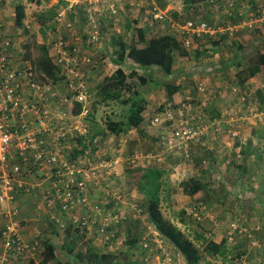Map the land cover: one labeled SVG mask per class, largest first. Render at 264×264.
<instances>
[{
  "label": "rangeland",
  "instance_id": "rangeland-1",
  "mask_svg": "<svg viewBox=\"0 0 264 264\" xmlns=\"http://www.w3.org/2000/svg\"><path fill=\"white\" fill-rule=\"evenodd\" d=\"M23 2L26 6L25 8V12H26V17L24 20V25H25V29H23L21 26L17 25L16 20H15V5L18 2ZM69 4L74 2L75 6L78 5L76 4L79 0H69ZM82 3L81 4H88L89 6H91L92 8H96L98 11L97 13L94 14H99L100 17L99 21L100 24L103 25V30H106V33H110V40L111 41H106L107 40V36L105 35V32H101L102 33V39L97 42L96 44H86L83 42V44L79 45V47H82L84 52H88L89 50H92L93 55H91L93 57L94 60H96L97 62V68L95 69H91L90 72H88V67L89 65L83 67L82 69L87 71V74L90 73V75H92V77H90V79L88 80V82H90L89 86H92L93 92L92 97H91V102L94 100V104H93V110L94 113L92 114V116L90 117L89 120V125L90 128H92V131L90 134H88L86 137V142L89 143L90 141V137L95 138L96 140L93 142H90L89 146L84 149V147L82 146V149L84 150V152L80 151V149L78 148V139L74 138L73 140H71L73 142V147H69V143L68 142H64L62 144L63 145H67L65 150H64V155L66 156L67 159L71 160V157H73V155L78 156V161L77 162H81L84 161L86 164L89 162H94L97 158H98V154L102 155L104 154L103 158L106 159H112V158H116L117 162L119 161V167L122 169H126L125 172H121V173H115L114 178H112V180H114L115 183L118 184V187L121 188H125L122 190V192H127L130 190V187L132 186V183L134 180H132V178H130V175L127 171V169L132 168L131 164L129 161H131L134 156L136 155L134 153L133 150V139L128 138L127 141L125 140V138L123 136H116L115 134H113L110 131H106V125H105V121L107 118L112 117V118H120L121 113H123V110L126 106H124V104L120 103L119 101H109V102H105V103H99V96L98 94H94V92L97 91L99 84L102 82L103 78L106 75H110L113 74L114 71L117 69L118 64H116L113 61V58H111L110 56H106L105 58L103 57V54H105V50H108V54L110 53H114V55L116 54L117 50H120L119 46L116 44V41L119 39V37H122L125 42L130 43L132 41V38H138L137 34L135 33V31L137 30V28H143V27H149V29L147 30V37L148 38H152L153 36H157V35H161V34H167V33H172L168 24L167 23H159V22H153L150 16V12L148 10V6L146 8H140L138 9V11L135 9L133 10H128V14L122 12V14L117 15V17H114L115 15L112 14L110 12V10L107 8L108 5L106 7H104L103 9H98L96 6H94V4H90L89 2H93L95 0H80ZM117 1H121V0H117ZM169 0H167L166 2H168ZM161 2H163V0H161ZM173 2V0H172ZM111 3V1L109 2V4ZM181 0H175V2H173L174 6L170 5L169 2L167 3L165 8H162L164 10V13L167 14L168 18H174L176 20H180V21H184L185 19H196V18H203L204 20H206L207 22H211L212 24H218L219 28H222V26L224 27V21L221 15V8H218L217 5H213L211 7V5H209L208 3H204L201 7H197L196 9L191 8V9H185L183 4L181 5ZM68 4V6H69ZM78 5V6H79ZM67 6V7H68ZM141 6V5H139ZM52 7L54 8V12L55 15L52 17L50 13ZM64 4H59L58 5V1L57 0H39V2H33L30 0H9L6 3L2 4V8H1V14L4 17L5 22L7 23V25L11 28V31L9 32L10 35L13 37V42H15V53H14V63H21L25 68L31 67L33 69V71H37L36 70V58L40 55L41 51L39 46L41 44H48L50 46L49 50H50V54L53 51L54 47L53 44L60 39L61 35H65L67 33H71L74 34L73 36L70 35V38L67 39L68 44L71 43H75V37L77 36V34L79 32H82V34H86L87 32L85 31V29L88 27L85 25L86 22H82L81 18L84 15V11L80 8L76 9V17L75 18H71L69 15L67 17V10L65 8ZM94 9L92 10L93 12ZM218 10H220L218 12ZM5 11H8V15L3 14ZM101 11V12H100ZM58 12V16L59 18H55L56 17V13ZM65 12V14H64ZM100 12V13H99ZM176 16H175V13ZM211 12L213 13V15L211 14ZM217 12V13H216ZM48 14L49 19H46L47 21L44 23L41 21L40 16L41 14ZM111 14V15H110ZM137 14V15H136ZM51 17V18H50ZM69 17H70V22L72 23V27L71 30H76V33H72L68 26H67V21H69ZM57 20V21H56ZM125 20H128L130 22V26H133V31L132 33H130V29L129 26L125 27ZM216 21H220V23H217ZM53 23L55 24V29L52 30L51 29V25H53ZM81 23V24H80ZM88 24V23H87ZM85 25V26H84ZM256 25V24H255ZM254 25V26H255ZM105 26V27H104ZM102 27V26H101ZM120 28L121 31H117V28ZM132 28V27H131ZM222 30V29H220ZM224 30V29H223ZM69 31V32H68ZM79 31V32H78ZM226 32V31H225ZM251 34L248 35H243V38L245 39V41L248 40V43L251 42V44H256V33L254 31L250 32ZM218 34V35H217ZM214 34L213 36H207L212 37V39H216L220 36V33ZM217 35V36H216ZM182 35L179 34L177 35V37L179 38V40L182 38ZM241 37V32H238V38ZM212 39H196L195 37L192 38V40L190 41V45H184L183 40H182V44H183V48H185L184 50L188 52V55H183L181 54L179 51L175 53L176 55V61L174 64V73L171 75H168L165 71L160 72L159 68H153L152 70L150 69H144L146 72H151L150 76V80H149V86H146L144 90V96L145 98H150L149 100V107H148V102H147V108L146 109H150L151 111L154 112V108H156L158 105H156L155 107L152 108V105L150 104V101H152L155 98L162 99L161 96L163 95V87L164 84H166V82L168 83V80L172 81H176L179 84H183L182 90H180L181 92V97L180 100L183 99L184 101H186V96L187 95H191V96H197V92H198V88L195 85V81L197 80V78L201 77V74H209L212 75L211 78L208 80V89H212V86L215 85L216 82H218L219 80H222L221 75L224 78V73H226V71L230 74V77L233 78V69L229 70L227 69L228 66H225V68L227 70L220 71L219 69L222 68V62H228L226 59L228 58L231 59L232 55L235 53V49L238 47L236 45L232 44V40H229L230 38H225V40L222 41L221 44H223V47L219 53V55H216L218 53H215L213 56L212 54L208 55V56H199L198 54H196V51H198V49H200V46L202 44H207L210 45L211 44V40ZM15 40V41H14ZM137 40V39H136ZM54 42V43H52ZM255 42V43H254ZM104 46L103 48H101L100 46ZM250 47V46H249ZM252 47L250 48L251 51ZM233 52V54H232ZM236 54V53H235ZM29 56V57H27ZM117 56V55H115ZM116 58V57H115ZM25 61L24 64L20 61V60ZM215 59H217L218 61H215ZM17 60V63L16 61ZM18 66L20 64H17ZM103 66V67H102ZM122 67L124 68V70L129 73L132 69L135 68V66L132 64L131 61H125L122 65ZM23 68V69H25ZM103 68V69H102ZM137 68V67H136ZM215 68V69H214ZM142 69V68H141ZM223 70V69H221ZM38 74L40 75L41 73L39 71H37ZM143 72V71H142ZM165 76H167L168 78L165 79ZM208 76V77H209ZM217 76V80L215 81V77ZM42 75L39 76L37 74L34 73L33 75V79H35L37 82H42L43 84L41 85V89L39 90V92H34L33 90H31L29 93L32 94L31 97H36V100L38 101H43V99H47V103L50 105H54L56 107L60 106V105H72L73 102L71 100H64L63 103H61L59 97L61 95V99L64 98L63 97V90L60 86V83H55V87H53L51 90L46 91L49 87L53 86V83H44L43 81H45V79H41ZM215 81V82H214ZM229 78L226 79V82L228 84ZM171 82V81H169ZM181 82V83H180ZM175 83V82H173ZM231 83L234 85V91L232 93V95L234 94L235 96H229L227 97V99L229 101H226L225 106L223 109H221L222 107H220L219 102H218V107L214 105V103H211L213 101L212 98H207L205 101H197L199 103H194L193 100H190L189 102H192L195 105H198L199 107H202V111L204 112V109L206 111V108L208 107L209 111V117H210V121H213V114H217L219 113L220 109L222 110L223 116H227L230 118L229 122L232 123V126H227V124L225 123V125H221L219 130L222 128L227 129L228 127H231L230 129L235 131L237 134H239V130L245 129V128H249L250 125L247 123L249 121V118H247L245 116V108L246 105H244V102L249 101L250 104H255L257 107L259 106V109L261 110V108H263V113H264V105H261V103L258 105V102H260V100L258 98H256L257 96L255 95V90L257 88V84L253 83L251 88H247L246 90L244 89L245 85H243L242 83H240V81H238L239 85H237L234 81V79H232ZM243 86V87H241ZM225 88H223L224 90ZM128 90L125 91V96L128 95ZM158 93H156V92ZM28 93V94H29ZM152 95V96H151ZM255 95V96H254ZM218 98H222V97H218ZM232 98V99H231ZM163 100V99H162ZM182 100V102H184ZM60 101V102H59ZM187 102V101H186ZM46 103V104H47ZM211 103V104H210ZM168 104V105H167ZM164 105L165 108L167 107H173L176 106L180 107L181 103H174V102H162L161 104H159V107ZM248 105V104H247ZM70 108V106H68ZM175 108V110H177ZM164 109V108H163ZM75 113L76 110L74 109ZM162 111V110H161ZM255 111V109H254ZM253 111V112H254ZM259 111V110H258ZM260 112V111H259ZM199 113V112H198ZM207 113V112H205ZM212 113V114H211ZM211 114V115H210ZM177 116H179L178 114H175ZM169 123L171 124L172 122L169 121ZM169 124V125H170ZM97 130V132L100 134V136H98L97 138L93 135V131ZM163 130V129H162ZM158 133V131H157ZM76 144V146H75ZM127 144V148L125 147ZM157 144V143H156ZM98 146V150H94V147ZM81 146V145H80ZM75 147L76 150H79V152L76 153H71L70 155H68V153L71 152V150H74L73 148ZM62 153H63V148H62ZM135 154V155H133ZM106 156H108L109 158H107ZM234 157V155H233ZM74 158V157H73ZM120 160H119V159ZM169 160V159H167ZM170 161V165L167 166V168H169V171L166 170V173L173 172L175 166L174 164V159L169 160ZM30 163H32V161H30ZM184 165L188 166V163L183 162ZM117 164H115L116 166ZM90 166V165H89ZM191 167V166H190ZM223 173V170H221ZM235 171L234 169L232 170V172ZM171 173H170V177H171ZM216 173H220V170H217L215 172ZM218 176V175H217ZM116 177V178H115ZM224 177V176H223ZM216 179L218 177H215ZM227 184L217 187H213V185H211L212 188H215L216 191L219 193V189L221 191H223V189L225 188V185H227L228 187L226 189H228L231 193L229 194V199L227 198V205H229V211L232 214V219H230L229 221H236L238 224H245V226L250 230L249 226H247L246 224L249 222L248 219L250 218V216H253L254 214H250V211L245 210V206L247 201H244L245 206H243L241 204V207L238 209V203H237V199H239V190H238V178L237 177H233L229 182L228 179L226 178ZM132 182V183H131ZM230 183L232 185H230ZM135 187V184H134ZM178 190H176L175 192H172V199H171V194L168 196L170 198L163 200L162 204H161V209L162 212L165 216V218L167 220H170L172 222H174L176 225H179L181 227V229L185 230L186 232H191L190 227L192 228V226L195 224V222L197 221L196 219L191 218L186 212L187 210L185 208H181V205H184L185 207H187V209H189L190 211L193 209L194 206H196L197 204L200 205V203L202 204H206V201L201 200L198 198L196 199H191L190 196L184 195L183 192L178 193L175 197V193H177ZM167 193H162V196L165 197ZM103 196H106L105 194H103ZM21 197V196H20ZM19 197V198H20ZM102 198V197H100ZM176 198V199H175ZM145 200H143L144 202ZM203 201V202H202ZM259 203V202H257ZM143 208L146 210L147 207V203L146 201L142 204ZM201 208H203L204 210H201L200 212V217L198 218V220H200V222L202 224H204L206 226V228H208V230H212V235H214L216 229L222 228V226L224 225V222H222L223 220H225V214H222L219 212V210L222 208L223 206V202H220V204L218 206H214L215 208H208V206L205 205H200ZM12 207H16L19 210L20 213V206L18 205V203L16 204H12ZM42 207H44V204H42ZM183 211H182V210ZM210 209V211H214L215 209H217L218 214H212L211 215H206L205 213H207V211ZM126 210V209H124ZM144 210L145 214L146 211ZM54 210H51V214ZM127 211V210H126ZM35 213V212H33ZM204 213V214H202ZM44 214H48V213H44ZM54 217L51 218V215L49 214L47 217L42 218L43 215H39V214H35L32 215L30 217H28V221L29 223H31L32 228H35V224L37 225V229L39 230L38 232H40V237L38 239L39 242V249L36 250V253L33 254H27V255H21V257H16L15 255L13 256V254H8V263L9 264H41V251H42V242L45 239H50L52 240L55 245L57 246L58 249V253L59 256L62 259H67L68 255L66 254V251H64L60 246L63 245V236H64V229H67L69 226V221L72 222V220L64 213H60L59 211H54L53 212ZM147 215V214H146ZM144 216V219L138 220L136 224V229L133 228L132 231L131 230V226L132 224V219L128 218L126 219L124 216L123 218H121V222H123L124 224H131L128 227H123V225L121 226L122 229L116 230V238L115 240H117L116 243H113L112 245L114 246H118V248L120 249V251L118 250L117 252H114L119 258H126L128 257L129 261L131 264H147L143 259H142V255L143 252L140 251L139 247H134L133 249L131 248L130 244L127 242V240L134 236V235H138V233L140 232V236L145 234L147 235L150 240L152 242L161 240V237L159 235L156 234V229L154 224L151 223V219L147 218V216ZM248 218V219H247ZM185 219L187 221V224H182L180 223L181 220ZM221 219V220H220ZM52 220L55 221L56 224H54L53 222H51ZM215 221V223H214ZM27 222V221H26ZM230 222L228 224V232L230 233V242H234L236 240H241V242L239 243L238 247L235 249L232 245L231 247L228 245L227 246V241L225 242L226 246H227V252L225 255L222 256V254H217V259L216 260H210L212 262H215L214 264H242L243 262V256L241 257L240 254L245 253L246 256L244 257L245 262H247L248 264H256L253 262L252 259L249 258L248 253H255L256 256L258 255V259L264 257V248L262 246L257 245V247H252L249 238L244 235L239 233L237 230H234L231 228L230 226ZM243 222V223H242ZM73 223V222H72ZM115 223H119V222H114ZM122 224V223H121ZM259 231H262V228H260L258 225L255 227V231H252L253 236L255 238L259 237ZM237 233V234H235ZM89 235V237H86V235L84 234V241L86 242L87 240L89 242L92 243V239H96L98 240L97 236L92 235V234H87ZM144 235V236H145ZM156 237V238H155ZM170 244L174 247V245L170 242ZM80 247V246H79ZM233 247V248H232ZM173 249V250H172ZM170 249V254H172L174 261L176 262V264H187L186 259L183 257V255L181 254L180 258H178V254H177V248H172ZM39 250V251H38ZM145 252V251H144ZM202 252V251H201ZM203 258L201 260V264H203L204 262H207L209 260V258H214L212 253H205L203 252ZM30 255V257H29ZM33 256V257H31ZM256 256L253 258L255 259ZM257 262V261H256ZM205 264V263H204Z\"/></svg>",
  "mask_w": 264,
  "mask_h": 264
},
{
  "label": "crops",
  "instance_id": "crops-1",
  "mask_svg": "<svg viewBox=\"0 0 264 264\" xmlns=\"http://www.w3.org/2000/svg\"><path fill=\"white\" fill-rule=\"evenodd\" d=\"M57 1H58V3L61 2L60 0H57ZM110 1H111V3L116 4V10H117L118 14H117V12L114 13V14H116L114 17H117V15L122 14V12L128 14V10L134 11L136 9L138 11V9L146 8L145 6H147L145 0H121V1H117V0H96V3L93 7L96 6L99 10L103 9L104 7H106L109 4ZM69 2H70L69 0H64L63 3H60V4H64L65 7H67ZM168 2L170 5L174 6L173 2H175V0H173V2H172V0H169ZM176 2H177V0H176ZM181 2H182L181 5L183 4V6H184L183 0H181ZM253 2L257 6L255 8V10H252V9L241 10L240 6H238V8H237V10H238L237 14L240 15L241 17L238 20V22H236V24L242 25V27L238 30L239 32H241V37L238 39L243 44L244 47H242V45H241V47H240L241 49L236 48L235 49L236 54L235 53L233 54V52H232L233 55H232L231 59L228 60V58H227L226 60L228 62H222L223 67L219 69V72L220 71L224 72L227 69L232 70V68L234 67L233 78L230 77V74L226 71V73H224V78L221 75L222 80H219L218 82H216L215 85L212 86V89H208V87H209V86H207L208 80L211 78L212 75L209 76V74H201V77L197 78V80L195 81L196 87L198 88V86H199L197 96L195 97V96L187 95L186 101L193 100V102L196 104V103H199L197 101H201V100L205 101L207 98H212V99L214 98L211 103H214V105L218 107V102H219L220 107H222L221 109H223L225 104H226L225 102L229 101L227 99V97L235 96L234 94L232 95V93L234 91V85L231 83V81H232V79H234L235 83L237 85H239V83H238L239 79L236 76V73L238 72V70H240L242 68H246L249 65H252L253 67H255L259 64L258 63L259 58H258L257 52L262 47H264V0H254ZM80 3H82V2L80 1L78 3V5ZM204 3H208L209 5H211V7L213 5H217L218 8H221L222 11H221L220 16H222V17H226L224 14L229 11L228 10V0H208V1L202 2L201 4H199L197 6H193V8L196 9L197 7H201ZM139 5H141V6H139ZM65 7H63V8H65ZM1 8H2V6H1ZM78 8H80L84 11V16H82L83 20L81 23H83V21L85 20L86 17H87V21H89L90 19L96 20L99 27H100V31L105 32V35L108 37L106 41L107 42L111 41L110 40V34L113 32L106 33V30H105L106 28L103 30V25H101L100 21H99V18L102 16H100L99 14H94V13H97L98 10L96 8L95 9L92 8L91 6H89L86 3H84V5H79ZM76 9H77V7L75 9L73 7L67 9V17L69 15L71 18H75L76 17ZM93 9L95 12L92 11ZM121 10H122V12H121ZM148 10H149V8H148ZM219 11L220 10H218V12ZM149 12H150L151 18H153V15L151 13V9L149 10ZM74 13H75V15H74ZM3 14L8 15V11H5ZM15 16H16V11H15ZM56 17H58V14L56 15ZM70 17H69V22H70ZM172 19L176 20L174 18H172ZM187 20H202V19L196 18V19H187ZM223 21H224V19H223ZM153 22H159V23L164 22V23L168 24V22H166V21H160L157 19H155V21H153ZM216 22L220 23V21H216ZM129 23L130 22L128 20H125V27L128 26ZM228 23H232V22H227L226 25ZM234 24H232V25H234ZM229 25H231V24H228L227 26H224V27L222 26V28H221L222 30H220V31H223V32L227 31ZM168 26H169V24H168ZM21 27L23 29H25V25L21 26ZM2 28H3V29H1L2 31H7L8 34L10 35L9 32L11 31V28L7 25L5 20H3ZM143 28H145V27H143ZM169 28H170V26H169ZM132 29H133V27L129 31H132ZM117 31H121L119 27L117 28ZM251 31H254L256 33V37H257L256 44H251V42L248 43V40L245 41V39L243 38V35L251 34L250 33ZM71 32L73 33V32H77V31L71 30ZM217 33H218V31L215 34H217ZM79 34H80V32H79ZM136 34L138 35V32H136ZM208 35L213 36L214 34H208ZM208 35H205V36H208ZM10 37L13 40V37L11 35H10ZM235 37H238V35H236ZM199 38L201 40L204 38L208 39V37H204V36L199 37ZM199 38H198V40H199ZM209 38L212 39V37H209ZM229 40H232V37ZM15 47H16L15 42H13V47L11 48L12 55H11L10 65L12 67H18V68L23 67V68H25L21 63H17V60H15V61L17 64H20L19 66L17 64H15L13 61V59H14L13 57H14V53H15ZM100 47L103 48L104 46L101 45ZM222 47H223V44L219 45V48L215 52L209 51L208 54L205 53V55L208 56V55L212 54V56H213L215 53H218L216 55H219ZM251 47H252V49L250 51ZM87 53H90L91 55H93L92 50H89L88 52H86V54ZM205 55H199V56H205ZM103 57H106V56L103 55ZM20 61L23 64L25 62L22 59ZM175 61H176V58H175ZM215 61H218V60L215 59ZM94 62L96 64V68H97L96 60H94ZM174 64H175V62H174ZM225 66H228V68L226 69ZM173 68H174V65H173ZM159 69H160L159 71L161 72L162 71L161 68H159ZM221 69H223V70H221ZM110 75H112V74H110ZM166 78H168V77L165 76V79ZM215 78H216L215 79V81H216L218 78H217V76ZM228 78H229V81L227 84L225 82H226V79H228ZM169 81H171L172 83L175 82L176 85H181L180 89L173 95V100L168 101L167 86L164 84V87L162 89L163 95L161 96V98L163 100L162 99L158 100V98H155L152 101H150L152 108L155 107L156 105H158V106L156 108H154V112L151 111V108L145 110V112H144V118L145 119H144L143 123H141L140 127L138 129L133 128V129H131L125 133H122L121 135H116V136H123L126 141L128 138L133 139L132 145H133L134 153L136 155L133 154V155H135L134 158L131 161H129L131 164V167H132V168L127 169L128 173L130 175V178H132V180H135L136 175L141 176V174L144 173V171L146 169L158 168L162 172V175H161L162 177H160L161 180L163 181L162 192L164 193L165 191H169L171 194V199H172V194H173L172 192H175L176 190H178L177 193H175V197L178 193L183 192L184 195L190 196L191 199L197 200L199 198L200 201L204 199V201H206V203H207V205H205V206H208V208H210V209L212 208V210H213V208H215L214 206H218L220 204V202H223V206L219 210V212L227 215V216H225V220L222 221V222H224V225L222 226V228L216 229L214 235H212V230L209 231L207 228L208 235L211 236L213 238V240L217 243L227 241V246L229 245L231 247V245H232L235 249H237V248H240V247H238V245L241 242V240H236L234 242H230L233 239L230 240V233L228 232V227H227L229 222H230L229 220L232 219V217H231L232 214H231V212H228L229 211V205H227L226 199L227 198L229 199V194L231 192L228 189H226L228 187L227 185H225V188L223 189V191H221L219 189V193L216 191L215 188L211 187V185H213V187H217V186L221 187L222 185L227 184L226 178L228 179V182H229L233 177H237L238 178V190H239V197H238L239 199H237L238 209L241 207V204L243 206H245L244 201H247L246 206H245V210L250 211V214L251 215L254 214V215L250 216L249 219L247 218L249 222L246 225L249 226L251 231H255V227L257 225L260 228H262V231H259V238L264 239V113H263V108H261V110H260L259 106L257 107L255 104H250L249 101L244 102V105H246L244 113H245V116L247 118H249V121L247 123L250 125V127L245 128V129L241 128L239 130V134H237V137L232 136V132H235V131L231 130L230 129L231 127H228L227 129L222 128L220 130L213 129V127H212L210 130H208L206 135L203 136V138H201L197 142H194L193 144L189 145L187 148L183 147L180 149H172L171 150L169 148L163 147V145L161 144V135L163 132L162 126H169L170 123L167 120V118L165 117V113L168 109L164 108V105L159 107V104H161L162 102H167V101L168 102H174L176 104L182 103L183 99L180 100V97H181V93H184V92L180 91V90H182V87H183V84L181 82H180L181 84H179L175 80L172 81V79L168 80V83H171ZM253 83L257 84V88L254 91L255 95L257 96L258 90L264 91V79L262 78L261 73H257L255 76L251 77L245 83H242V84L245 85L244 89L246 90L247 88H251ZM89 85H90V82H89ZM92 86H90V87L92 88ZM200 86L206 87V90L202 91L200 89ZM29 87H30V85L25 86L26 92H29ZM241 87H243V86H241ZM223 88H225V89L223 90ZM36 92H39V91H36ZM156 93H158V92H156ZM91 97H92V94H91ZM218 97H222V98L220 99ZM146 100L148 102V107H149L150 98H147ZM260 103H261V105H264V101L258 102V105ZM90 104H92V102L90 101L89 96H88L87 105H90ZM247 104H249V105H247ZM72 105L74 106V104H72ZM50 106L52 107L53 105L50 104ZM195 107H196V112H199V114L202 113V115H204V119L207 122L211 120L208 112L205 113L206 112L205 109H204V112H201L202 107H199V106H195ZM221 109H220V111H221ZM254 109H255V111H254ZM161 110L163 112L161 124H157V125L152 124L153 117H155L157 115L160 116ZM198 110H201V111H198ZM186 112L187 111H185V113ZM75 114L79 116L77 118V120L79 119V122H81L88 129V133L85 135V136H87L92 131V128H90V125H89V120H90L89 114L84 115L81 112V110ZM30 116H32V115L25 116V119H28ZM228 116L229 115L224 116L223 120L224 121L226 120L227 126H232V123L229 122L230 118L226 119V117H228ZM177 117H179V116H177ZM55 123H58V121L55 120ZM175 123L176 122L174 121L170 125H174ZM68 130H70V129H68ZM157 131H158V133H157ZM93 135L96 138L98 136H100V134L97 132V130L93 131ZM85 136H81V135L77 134L75 131H73V129L70 131H67L66 137L60 141L61 142L60 143L61 150L63 148V155H64V150L67 146L66 144L62 146V144L64 142L65 143L68 142L69 147H71V146L73 147V142L71 140H73L74 138L85 137ZM85 139H87V137ZM95 140L96 139L94 138V141ZM75 146H76V144H75ZM125 147L126 148L128 147L127 144ZM78 148L79 149L81 148L80 149V151H81L82 145L80 146V144H78ZM85 148H87V145ZM73 149L74 150H71V152L68 153V155H70L71 153L78 152V150H76L75 147ZM98 149H99L98 146L95 145L94 150H98ZM233 155H234V157H233ZM75 156L76 155H73V157H75ZM64 157H66V156H64ZM73 157H71V161L77 162L78 158L72 159ZM103 157H104V154H102V155L98 154V158L94 162H89V163L85 164L86 166L90 165L87 168H90V169L94 168V173H91L90 169H88V171L85 172L84 175H82V176L79 175L80 178H78V179L83 180V179L89 177L87 179V181L90 180V182H89L90 190L89 191L91 193L90 194L91 200L98 202V201L103 200L102 198H100L103 196V194H105V195L109 194L111 197L114 198V199H112L111 204H114V206L122 213V217L125 215L126 219L131 218L132 220H141V219H144L143 217L147 214L146 215L147 218H150L148 211H147V207L145 210L142 206V204L146 201L144 198V195L139 191V189L136 187V185L134 187L135 181H133V183L131 182L132 186L130 187L129 191L122 192V190L125 188L118 187V184L115 183L114 180H112V178H114V176H115V173L125 172L126 169H122L119 167L120 166L119 161L117 162L116 158L106 159ZM106 157L109 158L108 156H106ZM167 159H169V160L174 159L175 160L174 161L175 167L172 168V169H174L172 173H171V171L166 173V170L169 171V168H167V166L170 165V161ZM81 162H84V161H81ZM183 162L188 163V166L184 165ZM115 164H117V165L115 166ZM24 167H25V170L28 171V173L24 176V180L26 183V190L31 189V191L30 192L24 191V192H20V193L18 192L17 199L14 203H16V204L18 203V205L21 207L20 213L18 214V217L20 218V220H22L23 228L21 231L23 233V236L30 242H38V239L40 237V232H38L39 230L37 229L36 224H35V228L34 229L32 228L31 223H29V221H28V217L35 215V214H39V215H43L42 218H45L50 214L51 218H52V217H54V214H53L54 211H59L60 213H62V212L59 209L58 205L56 206V208L54 210L50 206H48V204L46 202V194L48 191H50L49 188L53 187L54 179L50 180V178H48V180H43L42 176H39V173H40L39 169L36 166H34L32 163L25 164ZM141 168L143 169V171H140ZM233 169L235 171L232 172ZM217 170H220V173L215 174V172ZM221 170H223V173ZM170 173H171V177L169 176ZM215 177H218V178L216 179ZM188 180L200 181L201 183L207 184L208 188H206L204 191L200 192L199 194L192 196L190 194L185 193V191H184V184ZM230 185H232V184L230 183ZM180 190H181V192H180ZM168 198H170V197H168ZM143 200H145V201L143 202ZM257 202H259V203H257ZM42 204H44V207H42ZM200 205H203V204L200 203ZM200 205L197 204L196 206L193 207V209L191 211L189 209H187V207H185L184 205H181V208L182 209L185 208L187 210L186 213L191 218L198 219L200 217L201 210H204L203 208H201ZM124 209H126L127 211ZM210 209L207 211V213H205L206 215L212 216V214H218L217 209H215L212 212L210 211ZM51 210H54L52 212V214H51ZM144 210L146 211V214H145ZM33 212H35V213H33ZM44 213H48V214H44ZM77 213H82V211L78 210ZM202 214H204V213H202ZM51 222L56 224L54 220H52ZM151 223L154 224L152 221H151ZM180 223L184 224L182 222V220L180 221ZM214 223H215V221H214ZM123 224L124 223L121 222V219H120L119 223H117L115 225V229L116 230L122 229L121 226ZM132 224H133V222H132ZM129 225L130 224H124L123 227H128ZM154 226H155V224H154ZM73 227L77 228L71 221H69L68 228L64 229L63 245L65 243V237L69 233L73 232V231L69 232V229H71ZM155 229H156V226H155ZM80 232H82V231L80 230ZM155 232L157 235H159L161 237V240L152 242L147 235H145V234L142 235L144 244H145V242H147V244H148V246H146L145 251L147 252V254L149 256V261L146 259L144 260L147 264H154V262H156L157 260L166 258L167 257L166 253L170 254L169 250L175 247V246L173 247L170 244L169 240H167L165 237H163L161 235L160 231H158L156 229ZM75 233L77 234V231H75ZM82 233L84 234L85 232H82ZM235 234H237V233H235ZM85 235H86V237H89V235H87L86 233H85ZM91 240H92V243L89 242V244H91L93 247H95L101 253H109V252L114 253V252H117L118 250L120 251L118 246L112 245L113 243L117 242V240H115V239L113 242L112 241L103 242L100 239L96 240V239H92V238H91ZM82 241H84V239H82ZM38 244H39V242H38ZM63 245H61L60 247L62 248ZM66 248H63V250L67 251L68 248L67 249ZM1 249H2V246H0V250ZM11 254H13V256L15 255V258L21 257V255H18V254H14V253H11ZM66 254H67V252H66ZM177 254H178V258H180L181 253H179L177 251ZM67 255L69 258L70 254H67ZM170 255H172V254H170ZM212 255L214 258L213 259L209 258V260L207 262H204L205 264H214L215 263V262H212L210 260H216L217 256H216V254H212ZM248 255H249V258L252 259L254 263L261 264L260 259L257 260L258 255L256 256L255 253H250V252L248 253ZM240 256L241 257L243 256V258H244L246 256V254L243 253V254H240ZM255 256H256V258L253 259ZM29 257H30V255H29ZM31 257H33V256H31ZM183 257H184V255H183ZM263 259H264V257H263ZM6 264H9L8 260H7ZM141 264H142V262H141ZM161 264H162V262H161ZM165 264H171V263L168 261Z\"/></svg>",
  "mask_w": 264,
  "mask_h": 264
},
{
  "label": "built area",
  "instance_id": "built-area-1",
  "mask_svg": "<svg viewBox=\"0 0 264 264\" xmlns=\"http://www.w3.org/2000/svg\"><path fill=\"white\" fill-rule=\"evenodd\" d=\"M9 0H0V264H6L8 254L18 255L35 254L39 249L38 242L28 241L22 233V220L18 217L19 210L16 207L6 208L16 201L18 192H30L26 190L24 176L28 173L24 165L32 164L36 166L43 180L54 179L53 187L46 194V202L52 209L59 206L62 213L66 214L75 226H78L86 234L97 236L103 242L114 241L116 229L114 222H119L122 213L111 204L113 197L109 194L102 196L101 201L95 202L90 197V185L87 178L78 179L88 171L84 162L71 161L64 157L60 141L66 137L67 131L73 129L77 134L85 136L88 129L79 122V117L73 112V105L50 106L47 102L38 101L36 97L28 94L31 89L36 92L41 89L42 82L33 79L35 71L31 67L22 69L12 67L11 48L13 40L7 31H2L4 17L1 14V6ZM153 5L151 13L154 19L168 22L170 29L176 34L182 35L184 45H190V41L195 36L203 34H215L219 28L216 24L210 25L205 20L179 21L168 18L164 9L160 8L157 0H150ZM78 1L76 4H78ZM96 3V0L89 2ZM235 4V0H228V10ZM72 2L66 8H72ZM254 5L252 0H243L242 7L247 10ZM111 13H116V4L110 3L107 7ZM245 9V10H246ZM65 14V12H64ZM59 16L57 17V19ZM90 21V22H89ZM89 28L85 31L88 34L86 44H96L102 39V33L96 20L90 19ZM67 26L71 31L72 23L67 21ZM242 25L234 24L228 26V31H238ZM69 32V31H68ZM76 33V32H73ZM70 32L61 35L60 39L53 44L51 57L53 61L61 66L65 73L68 86L75 91L73 99L82 103L81 112L84 115L89 113L88 103V79L92 75L82 68L89 65L88 72L96 68L93 57L86 54L79 45L85 43L81 34L75 37V43L68 44ZM186 45V46H187ZM188 47V46H187ZM83 56V57H80ZM29 87V92L25 91V86ZM52 87H49L50 89ZM199 88V86H198ZM47 89V90H48ZM202 91L206 87L200 86ZM68 98L60 97L61 103ZM184 101L177 110L169 108L165 117L168 121L176 122L174 125L162 126L161 144L169 149H180L188 147L206 135L208 130L220 128L214 121H206L204 115L196 112V107L192 102ZM47 103V104H46ZM70 106V108L68 107ZM177 111L179 117L175 115ZM185 111H187L185 113ZM184 112V113H183ZM162 114L152 119V124L157 125L162 122ZM32 115L28 119L25 116ZM55 120L58 123H55ZM16 122V123H15ZM70 129V130H68ZM236 137L237 133L232 132ZM82 168V169H81ZM94 173V168L90 169ZM28 188V187H27ZM81 210L82 213H77ZM125 217V216H124ZM123 218V217H122ZM243 223V222H242ZM232 229L246 235L252 247L257 245L264 248V241L260 242L245 224H238L231 221ZM145 245H148L145 242ZM166 258L157 260L154 264H165L170 262L176 264L174 258L166 253ZM149 261V256H146ZM242 264H248L243 258ZM264 264V259H260Z\"/></svg>",
  "mask_w": 264,
  "mask_h": 264
},
{
  "label": "trees",
  "instance_id": "trees-1",
  "mask_svg": "<svg viewBox=\"0 0 264 264\" xmlns=\"http://www.w3.org/2000/svg\"><path fill=\"white\" fill-rule=\"evenodd\" d=\"M33 2H39V0H30ZM63 3L64 0H60ZM146 5L148 6L149 10L152 8L153 3L150 0H145ZM167 0H157V3L160 8H165L167 3ZM208 0H183L184 8L185 9H191L193 6H197L201 4L202 2H205ZM253 7L250 8L252 10H255L257 7L256 4L253 2ZM243 4V0H235L234 6L224 15V26H227L228 24H236L238 20L240 19V15L237 14V8L240 6L241 10L244 8L241 6ZM84 5V4H81ZM145 6V7H147ZM78 8L79 6H73V8ZM25 4L23 2H18L15 5V11L16 16L15 20L17 25L24 26V19L26 17L25 12ZM246 9V8H245ZM52 13L51 16L53 17L55 15L54 8L50 10ZM175 13V12H174ZM58 14V12L56 13ZM213 14V13H211ZM75 15V13H74ZM84 16V15H83ZM176 16V13H175ZM51 18V17H50ZM57 18V17H56ZM40 19L42 22H46V19H49L48 14H41ZM152 21H155V19L151 18ZM204 20L203 18H201ZM83 20V18H81ZM187 20V19H186ZM184 20V21H186ZM57 21V20H56ZM206 21V20H205ZM83 22H86L85 25L89 28V23L87 22V17ZM227 22H232L228 23ZM88 23V24H87ZM210 25H214L211 22H209ZM55 24L51 25V29H55ZM84 25V26H85ZM129 29L133 27L130 26L129 23ZM218 26V24H217ZM134 29V28H133ZM132 29V31H133ZM149 27L146 28H137L135 31L138 32V38H132V41L130 43L125 42V40L122 37H119V39L116 41V44L119 46L120 50H117L116 54L114 53L108 54V50H105L104 56H110L113 58V61L118 64L117 69L114 71L112 75H107L103 78L102 82L99 84L98 89L94 94H98L99 96V103H105L109 101H119L120 103L124 104L126 106L123 110V113H121L122 116L120 118H112L109 117L105 121L106 125V131H110L115 135H121L122 133H125L133 128L138 129L144 121V112L147 108V100L144 96V90L146 86H149V80L151 78L150 74L151 72H146L144 69H150L153 68H161L163 71H165L168 75H171L174 73V62L176 52H180L183 55H188V52L185 51L182 44V38L179 40L177 35L171 30L172 33L167 34H161L157 36H153L152 38L147 37V30ZM130 31V33H132ZM239 31H233L232 34L230 31H220L218 30V33H220V36L217 39H212L211 44L207 46V44H202L200 46V49L196 51V54L198 55H205V53L208 54L209 51L215 52L219 45H221L222 41L225 40V38H231L232 37V44L236 45L239 49H241L243 44L239 41L238 37H235L238 35ZM85 43L88 37V34H82ZM203 34L202 36H195L197 39L199 37H207ZM137 39V40H136ZM209 39V38H208ZM40 48V55L36 58V70L39 71L41 74L39 75L37 71H35V74H37L41 79H45L43 81L44 83H53V87H55V83H60V86L63 90V97L71 99L73 102V110L76 109V113H78L82 109V103L75 101L73 99V96L75 95V91L71 90L68 86L67 78L65 73L61 70V66L56 64L50 54V46L48 44H41L39 46ZM258 65L253 67L252 65H249L246 68H242L238 70L236 73L237 78L239 79L240 83H245L248 79L255 76L257 73H261L262 78L264 79V47H262L258 52ZM29 57V56H27ZM83 57V56H80ZM116 57V58H115ZM105 58V57H104ZM131 61L132 64L135 66L134 69H132L129 73H127L124 68L122 67L124 62ZM137 67V68H136ZM23 69V67H21ZM142 68V69H141ZM144 68V69H143ZM143 71V72H142ZM167 86V92H168V101L173 100V95L180 89L181 85H176L175 83H166ZM52 88L46 90L49 92ZM128 90V95L125 96V91ZM93 92V89L88 86V96L91 101V93ZM61 97V95H60ZM59 97V99H60ZM260 101H264V91L258 90L257 97ZM43 102H47V99H43ZM60 102V101H59ZM88 105L89 107V119L94 113L93 110V103ZM195 105V104H194ZM249 105V104H248ZM76 106V107H75ZM198 106V105H195ZM176 106H173L172 109L175 110ZM208 107L206 108V112H208ZM75 113V111H73ZM212 114V113H211ZM210 114V115H211ZM213 121L214 125L217 126V123L220 122L221 125H225L226 120L224 121V116L222 113V110L219 111L216 115L213 114ZM229 117H226L228 119ZM237 137V136H236ZM86 137H79L78 144L82 145L84 149H86L89 146L90 142H93L94 138L90 137V142H86ZM84 152V150H81ZM79 152V150H78ZM78 156H75L72 159L77 158ZM140 171H143L141 168ZM162 175V172L158 168H149L144 171V173L140 175H136L135 178V185L139 189V191L144 195V198L147 203V211L150 216L151 221L155 224L156 229L160 231L161 235L165 237L167 240L172 242L174 246L177 248L178 252L184 255L187 264H201V260L203 258V252L205 253H212V254H222L225 255L227 252V246L225 242L217 243L213 240L211 236L208 235V230L205 227L204 224L200 222V220L196 219L197 221L195 224L190 227L191 232H186L185 230H182L181 227L176 225L174 222L167 220L162 212L161 209V203L162 200H166L168 196L170 195L169 191H165L166 196L162 197V189H163V181L160 177ZM206 188H208L207 184L201 183L200 181L196 180H188L184 184V191L187 194L190 195H197L200 192L204 191ZM169 194V195H168ZM203 204V203H202ZM111 205V204H110ZM203 205H207L203 204ZM56 206L53 208L55 210ZM60 209V207H59ZM133 225L131 226V230L133 228L136 229V224L138 220H132ZM184 224H187V221L185 219L182 220ZM231 223V222H230ZM131 225V224H130ZM77 228H71L70 231H73L72 233H69L65 237V243L62 247L67 249V254H70L68 259H62L59 256L57 246L55 243L50 239H45L42 242V251H41V264H131L129 262L128 257L126 258H119L114 253H101L99 252L95 247H93L91 244H89V241L87 240L82 241L84 239V230L76 226ZM80 230L82 232H80ZM77 231V234L75 233ZM134 235L130 237L127 242L130 244L131 248L133 249L135 246L139 247L140 251L143 252L142 259L145 260L146 256H148L146 250V246L143 241V236ZM260 242H263L264 239H260L259 237L256 238ZM80 246V247H79ZM39 251V250H38ZM145 251V252H144ZM202 251V252H201ZM263 258V257H262ZM260 258V259H262Z\"/></svg>",
  "mask_w": 264,
  "mask_h": 264
},
{
  "label": "clouds",
  "instance_id": "clouds-1",
  "mask_svg": "<svg viewBox=\"0 0 264 264\" xmlns=\"http://www.w3.org/2000/svg\"><path fill=\"white\" fill-rule=\"evenodd\" d=\"M113 14V13H112ZM117 14H118V12H117ZM114 15H116V14H114ZM181 106V105H180ZM165 108V107H164ZM169 108H171V107H167V109H169ZM162 112V111H161ZM175 114H178L177 113V111H175ZM154 118V117H153ZM86 137V136H85ZM39 181V180H38ZM17 199V198H16ZM13 204H15V203H13ZM112 205V204H111ZM11 206H12V204L11 205H9V204H7L5 207L6 208H11Z\"/></svg>",
  "mask_w": 264,
  "mask_h": 264
}]
</instances>
